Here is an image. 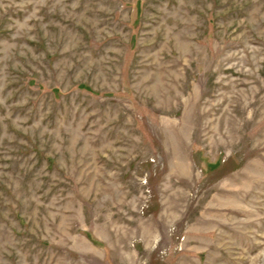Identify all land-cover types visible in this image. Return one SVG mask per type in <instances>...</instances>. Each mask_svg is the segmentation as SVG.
I'll return each instance as SVG.
<instances>
[{
	"label": "rangeland",
	"instance_id": "374dc122",
	"mask_svg": "<svg viewBox=\"0 0 264 264\" xmlns=\"http://www.w3.org/2000/svg\"><path fill=\"white\" fill-rule=\"evenodd\" d=\"M0 264H264V0H0Z\"/></svg>",
	"mask_w": 264,
	"mask_h": 264
}]
</instances>
